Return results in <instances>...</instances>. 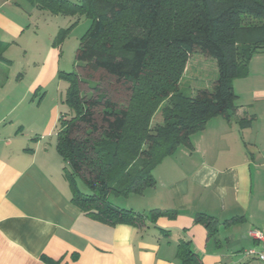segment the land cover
<instances>
[{
	"label": "crops",
	"instance_id": "obj_1",
	"mask_svg": "<svg viewBox=\"0 0 264 264\" xmlns=\"http://www.w3.org/2000/svg\"><path fill=\"white\" fill-rule=\"evenodd\" d=\"M58 17L27 0L0 4V68L12 66V51L24 69L17 77L2 74L0 84V264H48L44 258L58 264H180V241L190 243L202 264H263L244 252L261 248L252 232L264 235V50L232 83L233 118L210 119L190 137V147H179L156 166L154 187L129 196L134 198L126 209L172 211L175 218L160 217L143 229L108 227L71 203L65 164L55 149L65 112L58 103H43L49 88L61 96L68 86L61 88L58 79L66 72L63 43L56 47L53 41L74 18ZM198 214L217 220L213 236L194 223Z\"/></svg>",
	"mask_w": 264,
	"mask_h": 264
},
{
	"label": "trees",
	"instance_id": "obj_2",
	"mask_svg": "<svg viewBox=\"0 0 264 264\" xmlns=\"http://www.w3.org/2000/svg\"><path fill=\"white\" fill-rule=\"evenodd\" d=\"M27 1L48 15L90 22L74 52L76 71L58 73L68 84L63 100L68 110L58 118L55 149L65 164L71 203L108 227L143 229L160 217L174 219L176 212L136 213L113 206L108 198L142 195L155 185L156 166L179 147H190V137L210 119L233 118L232 83L264 50V0ZM75 24L58 32L54 46ZM192 53L213 58L217 68L211 89L193 98L179 90ZM160 107L162 122L151 128ZM194 223L210 237L216 232L217 220L204 214ZM176 259L202 264L187 241L179 242Z\"/></svg>",
	"mask_w": 264,
	"mask_h": 264
},
{
	"label": "rangeland",
	"instance_id": "obj_3",
	"mask_svg": "<svg viewBox=\"0 0 264 264\" xmlns=\"http://www.w3.org/2000/svg\"><path fill=\"white\" fill-rule=\"evenodd\" d=\"M71 3H79L80 0H68ZM62 19V17H58ZM77 20V21H76ZM76 22L74 28L71 30L69 36L66 38V40L63 42V52L61 56V67L66 71L64 73H72L75 72V67H73V58H74V52L77 48L79 39L87 32L90 22L84 17L76 18L74 19L73 23ZM48 23L55 24L53 21H48ZM50 26V25H49ZM48 31L47 29L44 30V32ZM43 41L46 43V40L43 39ZM40 47H43V43H39ZM1 49L0 47V55H1ZM6 55V54H5ZM13 59V63L11 67H5L6 65L2 66L0 68V84L3 83L4 80L3 77L7 73V71H11L12 77H17L18 73L24 74L23 66H19V64L16 62L18 59V55L12 51H9V54H7ZM6 55V57H7ZM5 57V56H4ZM21 70H18V69ZM3 71V72H2ZM183 72H190L188 77L183 78V80L179 84V90L182 94L188 96V97H195L197 91L204 89L209 85V90L211 89V86L213 82L216 79L217 76V68H216V62L213 58H206L200 53H192L190 57L188 58V61L186 63V66L184 68ZM77 73V72H76ZM2 75V76H1ZM2 77V78H1ZM27 82V79H24V82L21 83V86H24L23 84ZM64 82V81H63ZM61 83V88L67 86V83ZM43 91H41L37 98L36 102L41 100V96H43ZM65 92H62L61 96H58V94H54L52 88L48 89V93L46 94V97L44 99V105L48 106L50 104L58 103L60 106V109L63 110L62 112H67V107L63 103ZM165 104V103H164ZM163 107V105L161 106ZM161 107L156 111V113L153 115L151 119V128H153L155 125L160 124L162 122V116H161ZM58 129V122H57V128ZM76 183L80 190L82 192H86L85 188L83 187L81 181L79 179H76ZM130 198L134 197H117L114 195L109 196V202L115 203L119 208L125 207L123 209L126 210L128 207L127 205H130ZM137 198V197H135ZM133 202V201H132ZM128 210V209H127Z\"/></svg>",
	"mask_w": 264,
	"mask_h": 264
},
{
	"label": "built area",
	"instance_id": "obj_4",
	"mask_svg": "<svg viewBox=\"0 0 264 264\" xmlns=\"http://www.w3.org/2000/svg\"><path fill=\"white\" fill-rule=\"evenodd\" d=\"M251 238L261 245L259 250L250 249L244 252V256L247 258H252L260 263L264 264V235L258 231L251 233Z\"/></svg>",
	"mask_w": 264,
	"mask_h": 264
}]
</instances>
